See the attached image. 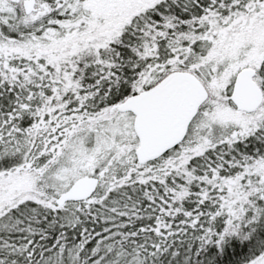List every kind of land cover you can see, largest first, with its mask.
Instances as JSON below:
<instances>
[{"label":"snow or ice","instance_id":"obj_1","mask_svg":"<svg viewBox=\"0 0 264 264\" xmlns=\"http://www.w3.org/2000/svg\"><path fill=\"white\" fill-rule=\"evenodd\" d=\"M0 264H264V0H0Z\"/></svg>","mask_w":264,"mask_h":264},{"label":"trees","instance_id":"obj_2","mask_svg":"<svg viewBox=\"0 0 264 264\" xmlns=\"http://www.w3.org/2000/svg\"><path fill=\"white\" fill-rule=\"evenodd\" d=\"M211 258L214 261L217 260V259H220V260H223L224 259L223 256H220L219 254H216V253H212L211 254ZM205 259L207 260V257Z\"/></svg>","mask_w":264,"mask_h":264}]
</instances>
